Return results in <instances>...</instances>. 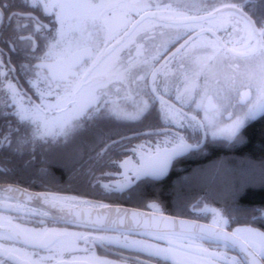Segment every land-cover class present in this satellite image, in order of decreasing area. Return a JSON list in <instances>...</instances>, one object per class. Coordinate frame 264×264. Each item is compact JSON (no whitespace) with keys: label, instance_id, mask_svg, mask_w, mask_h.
<instances>
[{"label":"snow or ice","instance_id":"snow-or-ice-1","mask_svg":"<svg viewBox=\"0 0 264 264\" xmlns=\"http://www.w3.org/2000/svg\"><path fill=\"white\" fill-rule=\"evenodd\" d=\"M0 264H264V0H0Z\"/></svg>","mask_w":264,"mask_h":264},{"label":"trees","instance_id":"trees-1","mask_svg":"<svg viewBox=\"0 0 264 264\" xmlns=\"http://www.w3.org/2000/svg\"><path fill=\"white\" fill-rule=\"evenodd\" d=\"M250 149H248V150H246V151H249ZM257 155H258V153H257Z\"/></svg>","mask_w":264,"mask_h":264}]
</instances>
